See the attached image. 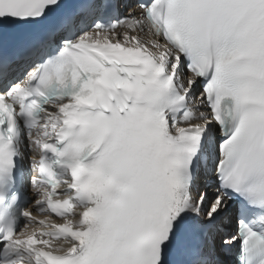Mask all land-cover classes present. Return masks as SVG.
<instances>
[{"label":"snow or ice","instance_id":"snow-or-ice-1","mask_svg":"<svg viewBox=\"0 0 264 264\" xmlns=\"http://www.w3.org/2000/svg\"><path fill=\"white\" fill-rule=\"evenodd\" d=\"M0 264H264V0H0Z\"/></svg>","mask_w":264,"mask_h":264}]
</instances>
